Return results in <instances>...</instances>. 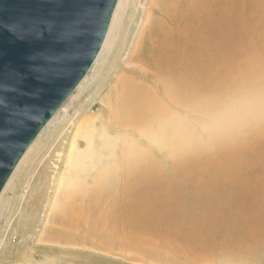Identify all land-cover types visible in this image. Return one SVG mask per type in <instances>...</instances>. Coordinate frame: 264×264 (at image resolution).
Segmentation results:
<instances>
[{
  "label": "bare ground",
  "instance_id": "6f19581e",
  "mask_svg": "<svg viewBox=\"0 0 264 264\" xmlns=\"http://www.w3.org/2000/svg\"><path fill=\"white\" fill-rule=\"evenodd\" d=\"M248 4L118 0L92 67L0 193L1 207L19 172L42 152L53 155L19 198L16 260L1 258L11 251L4 247L0 264H219L264 249V93L243 101L239 114L213 118L223 142L174 154L189 142L186 109L218 93L228 71L219 52L232 60L237 33L249 30ZM92 86L97 110L82 104L67 117ZM62 111L47 135L60 140L44 147ZM158 158H173L176 187L142 191Z\"/></svg>",
  "mask_w": 264,
  "mask_h": 264
},
{
  "label": "water",
  "instance_id": "95a60500",
  "mask_svg": "<svg viewBox=\"0 0 264 264\" xmlns=\"http://www.w3.org/2000/svg\"><path fill=\"white\" fill-rule=\"evenodd\" d=\"M118 0H0V193L92 67Z\"/></svg>",
  "mask_w": 264,
  "mask_h": 264
},
{
  "label": "rangeland",
  "instance_id": "374dc122",
  "mask_svg": "<svg viewBox=\"0 0 264 264\" xmlns=\"http://www.w3.org/2000/svg\"><path fill=\"white\" fill-rule=\"evenodd\" d=\"M236 1L241 4L242 10H244L242 5L244 0ZM248 1L249 30L243 32L239 31L237 33L236 47L230 62L227 61V54L224 53L222 47V51L219 52V63L222 65V71L226 70L227 66V74L224 72L220 73L218 79V93L211 95L200 94L199 96L202 97L194 99L199 105L198 108H188L184 112V119L187 124L186 135L188 136L189 142H184L176 147L174 149V154H177L176 150L178 153H182L189 145L190 147L197 146V148L205 149L207 145L211 146L212 143L219 144L223 142V138H219L217 134L220 131H216L213 128V124L215 123L213 118L220 117L225 112L228 113V117L239 114L244 111L241 106L243 101H249L248 98L251 100L256 98L255 103H257L259 98L258 93H264V0ZM93 73L94 71L91 74ZM94 88L95 87L92 86L91 89L85 92L81 97V101L78 102L76 106L72 107V103L69 102V106L72 108L69 109L67 117H74L75 109H80L82 104L88 106L92 103V110H97V107L100 105L98 97H89ZM229 111H232L234 114H231ZM64 114L65 112L62 111L59 123L57 122L56 126H53L51 131H47L44 134L42 139V143L45 144L44 147H46L48 142L56 143L60 140L57 134L52 140H50V138L47 139V135L52 134V132H57ZM262 125L260 123L258 127ZM252 126H255L254 128L257 127L256 124ZM64 130L65 128L61 131ZM230 135L231 133L227 135V139ZM44 150L46 151L47 149L44 148ZM47 152L48 151L42 152L37 160H31L15 177V193H10L8 190L6 191L5 198L8 197L9 200L0 207V243L2 240L0 250L4 247H10L11 251L8 255L2 252L1 258L4 260L9 257L8 261L16 260L14 259V257H16L15 254L18 253L20 244L23 241L22 233H17L16 229L19 214L23 210L19 198L24 195V193L26 194V191H29L28 187L32 179L38 175L44 163L53 161V155ZM174 154H172V156H174ZM40 161H43V163ZM173 163H175L173 162V158H158L155 163L156 173L153 178H148L147 181L144 180V182L141 183L140 187H143L141 190L147 191L155 188L157 189L156 192H158V190L164 191L165 189L170 190L171 188H175L176 186L174 185L173 179L174 168H172ZM159 179L166 180L167 185L157 188L158 185H156V182L159 181ZM177 189L180 191L185 190L180 187H177ZM31 191L33 190H30L29 193H31ZM263 256L264 249L259 252L257 250L252 252L248 251L238 256L234 255V257L229 260H225L223 257L219 264H261V262H257V260L264 261V259H262ZM36 259H39V253L36 255Z\"/></svg>",
  "mask_w": 264,
  "mask_h": 264
}]
</instances>
